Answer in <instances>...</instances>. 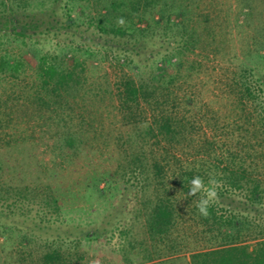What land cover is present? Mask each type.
I'll return each instance as SVG.
<instances>
[{"label": "rangeland", "instance_id": "1", "mask_svg": "<svg viewBox=\"0 0 264 264\" xmlns=\"http://www.w3.org/2000/svg\"><path fill=\"white\" fill-rule=\"evenodd\" d=\"M70 1L64 0L63 8ZM78 1L72 16L78 18L81 11L83 15L73 29L22 39L14 36L11 24L0 40V58L11 55L25 63L17 77L0 73V142L9 151L7 158L16 145L30 150L16 173L15 168L0 171V264H43V255L53 250L78 264H130V259L141 260L144 254L156 256L153 264H192V254L210 243L193 201L182 197L180 167L211 160L201 159L193 147L181 154L180 162L170 160L167 187L179 199L174 202L179 217L170 236L153 238L147 208L155 200V175L122 172L135 148L146 150L149 161L164 153L153 146L154 140L142 147L133 122L145 115L137 112L129 116L132 123L125 120L118 86L125 76L148 85L151 77L158 84L161 74L176 76L163 93L173 92L177 106H170L172 113L186 117L197 129L191 140L198 143L204 133L211 138L215 133L220 144L229 138L235 144L241 137L239 132L232 136L240 124L234 102L240 89L234 88V78L246 69L264 75V0H254L251 11L243 8V0H192L194 8L200 5L188 27L192 41L199 42L196 49L185 50L182 42L188 37L176 30L164 31L163 38H148L151 44L142 53L123 52L125 39L104 35L91 22L97 16L94 1ZM37 6L28 13L43 17L45 8ZM177 41L181 44L171 49L169 44ZM152 51L159 55L150 57ZM52 57L67 67L76 61L84 64L74 110L54 114L38 101L46 95L39 88L40 61ZM182 60L185 66L180 70ZM158 85L164 87V81ZM215 125L219 128L213 133ZM67 132L77 133L73 149L63 139ZM258 170L264 173L263 163ZM148 184L154 185L145 190ZM51 190L60 200L59 211L42 203ZM72 228L84 235L75 237L69 232ZM132 246L141 253L139 258Z\"/></svg>", "mask_w": 264, "mask_h": 264}, {"label": "trees", "instance_id": "2", "mask_svg": "<svg viewBox=\"0 0 264 264\" xmlns=\"http://www.w3.org/2000/svg\"><path fill=\"white\" fill-rule=\"evenodd\" d=\"M63 1L0 0V40L11 24H14V36L22 39L33 37L34 34L38 36L55 31L58 35L62 33V30L73 29L79 25V19L83 15L81 11V14L78 13V18L72 16L79 1L72 0L66 3L65 9ZM86 1L90 2V0ZM92 1L96 5L97 16L91 17V22L96 23L100 33L125 39L126 46L123 47L125 53L132 51L142 53L145 47L148 48L151 44L147 39L163 38L164 31L168 33L183 30L185 36L189 38L182 42L185 50L192 51L199 43L196 40L192 41L193 35L189 33L191 30L188 28L192 23L191 15L194 9L200 7L198 5L194 8L195 3L192 0ZM253 2L254 0H243V8L251 11ZM33 5L45 8L43 17L39 18L38 15L28 13ZM59 10H61L60 13ZM121 16L126 20L124 27L116 23L117 18ZM30 31L33 33L29 34ZM180 44L177 41L169 46L171 49H176V46ZM176 54H172L169 59H175ZM155 55H159V52H150V57ZM114 57L117 58L116 55ZM24 64L23 60H15L11 55L4 56L0 58V73L17 77L24 68ZM83 65L80 61H76L71 67H67L64 61L58 60L57 57H52L49 61L41 60L38 70L39 88L47 95L38 96L42 106L47 107L54 114L59 110H74L72 103L76 101L82 90V75L79 68ZM177 66L181 70L185 63L182 60ZM163 75L161 74L158 84L164 81V87L160 86L163 83L156 84L152 77L151 85H148L144 82L137 83L132 77L127 76L118 86L119 110L123 113L125 120L132 123L129 116L133 117L137 112H143L145 115L144 118L133 122L137 137L142 136L144 142L142 147L154 140L153 146H158L159 152L164 153L163 158H152L149 161L146 150L139 152L135 148L128 156V171L125 166V172H122V176L131 174L129 171L133 174L144 175L151 172L155 175V200L149 201L153 205L147 208L149 233L153 238L158 236L166 239L176 225L179 210L174 202L179 199L171 194L167 187L166 175L172 167L170 160L180 162L179 158L186 149L193 147L197 156L211 161L209 164L202 163L201 166L180 167L179 185L182 189V197H186L187 201L196 199V197L187 196L189 181L195 175L207 180L209 173H212L220 182V187L219 199L211 206L209 217L203 218L198 214L199 225H202L204 233L209 236L210 245L203 251L194 252L191 263L264 264V173L258 170L260 163H263L264 168V75H258L254 70L246 69L234 78V88L240 89V94H237L234 100L237 111L235 119L240 121V124L236 122L238 126L232 136L239 132L241 139L233 145L232 138H229L225 145L220 144L215 138L217 134L214 132L219 128L217 125L212 128L214 138L204 133L205 138L202 141L195 143V140H191L198 134L197 129L189 124L191 122H188L186 117L181 118L178 114L172 113L170 106L176 105L173 103V92L163 93L164 88L169 91L174 85L176 76L165 74L166 78ZM137 122L141 124H136ZM76 134L74 132L64 134L63 139L70 149L76 146ZM11 150L9 153L11 155L7 158L6 153L9 151L0 142V171L5 172L15 168L13 173H16L21 168L29 149L27 150L26 146L16 145ZM151 151L155 154L153 149ZM30 156L28 154V157ZM18 179L21 181V178ZM146 181H150L148 176ZM150 184L145 187V190L153 187L154 184ZM42 203L55 211L60 209V200L53 190L47 193ZM195 211H197L196 208ZM69 232L75 237L84 235L83 231L76 228H72ZM87 236L90 237L91 234ZM134 249L135 246H132L131 251L133 250L136 258H139L141 253ZM142 256L141 260L130 259V264H153L156 257L147 256V254ZM41 260L43 264H78L58 250L45 253Z\"/></svg>", "mask_w": 264, "mask_h": 264}, {"label": "clouds", "instance_id": "3", "mask_svg": "<svg viewBox=\"0 0 264 264\" xmlns=\"http://www.w3.org/2000/svg\"><path fill=\"white\" fill-rule=\"evenodd\" d=\"M116 23L118 26L124 27L126 20L121 16L117 18ZM219 187L220 182L212 173H209L207 180L199 175L190 179L187 196L196 197L193 203L201 217H209L211 206L219 199Z\"/></svg>", "mask_w": 264, "mask_h": 264}]
</instances>
